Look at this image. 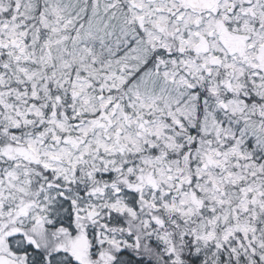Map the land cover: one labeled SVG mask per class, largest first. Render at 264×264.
Returning <instances> with one entry per match:
<instances>
[{"label": "snow or ice", "instance_id": "obj_1", "mask_svg": "<svg viewBox=\"0 0 264 264\" xmlns=\"http://www.w3.org/2000/svg\"><path fill=\"white\" fill-rule=\"evenodd\" d=\"M0 264H264V0H0Z\"/></svg>", "mask_w": 264, "mask_h": 264}]
</instances>
